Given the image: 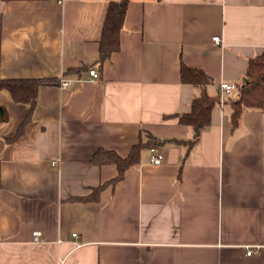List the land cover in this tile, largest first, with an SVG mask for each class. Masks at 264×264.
I'll return each mask as SVG.
<instances>
[{
  "label": "crops",
  "instance_id": "1",
  "mask_svg": "<svg viewBox=\"0 0 264 264\" xmlns=\"http://www.w3.org/2000/svg\"><path fill=\"white\" fill-rule=\"evenodd\" d=\"M113 1L0 0V79L45 80L30 120L0 93V264H264V108L234 126L230 103L264 54V0H129L101 62ZM183 64L220 98L197 142ZM140 143L122 176L98 160Z\"/></svg>",
  "mask_w": 264,
  "mask_h": 264
},
{
  "label": "trees",
  "instance_id": "2",
  "mask_svg": "<svg viewBox=\"0 0 264 264\" xmlns=\"http://www.w3.org/2000/svg\"><path fill=\"white\" fill-rule=\"evenodd\" d=\"M128 3L129 0L113 1L109 6L101 41V62L109 59L113 53L118 52L120 49V36L127 14ZM182 80L186 84L199 86L203 89V92L193 99L190 112L176 114L181 124L192 126L195 134L192 142H197L202 133L211 126L212 111L220 103V98L213 97L205 91L211 79L200 69L183 64ZM44 82L45 80L41 79H0V93L3 90H8L16 103L30 105L31 112L28 117V120H30L37 105L39 89ZM230 103L233 109L232 124L234 126L240 124L246 111L262 110L264 108V54L250 60L246 80L238 87L237 99H231ZM7 120L8 111L0 104V123ZM144 146V143L135 146L131 155L125 160L108 152L102 154L99 152L98 156L100 154V157H98V160L100 163H117L122 176L126 167L138 161L140 151Z\"/></svg>",
  "mask_w": 264,
  "mask_h": 264
},
{
  "label": "built area",
  "instance_id": "3",
  "mask_svg": "<svg viewBox=\"0 0 264 264\" xmlns=\"http://www.w3.org/2000/svg\"><path fill=\"white\" fill-rule=\"evenodd\" d=\"M213 41L216 44H220L222 40H221V37L217 36V37L213 38ZM89 75L91 76V78L93 80H97L99 78V74L95 70H91ZM61 84H62L63 88H67L70 85V82L67 80H63ZM235 88H236L235 86L228 84V83H222L220 86V90H221L222 94H226L227 96L232 95ZM150 150H151V162L154 165L162 164V162L164 160V155L161 152V150L157 146H152ZM53 164L57 165V162L55 161V162H53ZM73 236L76 237V234H74ZM34 240L36 242H40V240H41V233L40 232L34 233ZM259 248H261V246H257L256 249H259ZM254 254H255L254 248H248L247 255L252 256Z\"/></svg>",
  "mask_w": 264,
  "mask_h": 264
}]
</instances>
